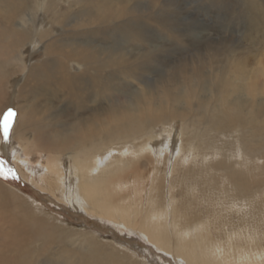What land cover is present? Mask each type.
Masks as SVG:
<instances>
[{
    "label": "bare ground",
    "instance_id": "obj_1",
    "mask_svg": "<svg viewBox=\"0 0 264 264\" xmlns=\"http://www.w3.org/2000/svg\"><path fill=\"white\" fill-rule=\"evenodd\" d=\"M156 1L159 0H153ZM49 2L0 0V44L3 45L0 48V102L5 99L7 82L16 77L18 80L20 74L21 80L25 77L18 84L19 119L13 126V150L23 175L73 210L124 235H141L157 250L171 255L174 264H264V245L256 236L247 237L250 247L235 245V237H229L227 242L213 238L208 223L189 216L182 209L176 198L178 182H174L180 177L179 169L183 165L189 167L186 163L196 161L199 156L192 139L184 141L189 126L182 131L177 146L176 133L168 122L178 117L182 122L194 120L190 100L200 97L207 87L227 99L229 108L236 114L233 118L240 117L255 96L256 82L246 81L244 76L248 58L244 59L245 54L243 58L239 57L240 53L236 54L241 47L225 40L214 46L207 33L195 36L200 32L196 28L199 32L190 35V44L204 46L205 52L196 53V58L189 61L185 57V62L181 60L182 63L173 66L165 60L164 63L170 64L168 68L159 66L162 72L144 82L145 86H137L139 90L133 96L118 98L115 94L127 89L125 83H119V77L125 82L130 78L142 82L141 71L151 69L146 59L152 55L150 43L153 41L145 38L138 25L142 21L136 19L143 16L137 4L141 2H130L133 5L129 6L119 0H64L67 8L62 5L55 11L54 7H48ZM174 3L166 0L162 6ZM75 4L77 8L73 7ZM144 6L142 11L147 8ZM44 14L53 15L49 20L60 29L58 34L52 26L47 29L41 26L39 33L35 31L36 17ZM156 18L153 14L147 17L169 27ZM193 29L190 25L183 31ZM111 30L115 42L109 37ZM102 32L108 35H103L108 40L100 38ZM178 33L174 28L167 30L170 37L185 36L183 32ZM100 39H111L114 43L107 47L108 42L105 47L107 42L103 45ZM34 42L42 44L44 57L28 68L24 53ZM12 66L16 68L11 69ZM12 77L15 78L12 80ZM242 85L251 98L237 99ZM127 90L130 92V88ZM179 102L186 105L172 107ZM203 108L198 105L199 111ZM175 110L178 114L173 113ZM219 112L224 114L222 119L227 117L226 111ZM160 123L168 127L161 133L149 132L150 127ZM66 158L71 160V166L67 167ZM147 165L149 168L144 169ZM0 166L6 165L0 161ZM19 193L0 178V264H154L148 256L142 258L139 252L132 251L133 246L128 243L121 245L78 224L60 223L38 206L35 210L27 200L30 198Z\"/></svg>",
    "mask_w": 264,
    "mask_h": 264
},
{
    "label": "rangeland",
    "instance_id": "obj_2",
    "mask_svg": "<svg viewBox=\"0 0 264 264\" xmlns=\"http://www.w3.org/2000/svg\"><path fill=\"white\" fill-rule=\"evenodd\" d=\"M63 1L64 0H60V1L50 0L49 2L50 5L48 7H51V8L54 7L53 10L55 11V9L63 5L64 3ZM119 1H122V2L126 1V3L124 2L125 5H127L130 2H132L133 4L137 3L136 1L141 2L137 4H138V8L141 7L140 9H141L143 16L139 15L140 17L138 18H142V19H138V18L136 19L139 21H142L138 23L139 29L143 31V35L145 36V38L153 41L152 43H150V45L152 44L151 46L153 47L151 50L152 55H150L146 59L147 66L149 67L150 65L151 69H147L148 71L145 70V73L144 71L138 70V72L141 71L143 74L142 82L136 81L132 78L127 79L129 83L125 82L126 80L123 78L119 77V79H117L119 83H122V84L125 83L124 88H127V89L130 88V92L129 90L126 89L122 93H116L115 95L118 98H122L126 96L127 94L133 96L134 92L139 90L138 89L139 87L145 86V83L148 82V80L151 79L153 75L156 76L159 72L161 73L164 67L168 68V66H170V64L167 65L168 62L169 63L171 62V65L172 64L174 65L175 63L180 64L187 60L189 61V60L195 59L197 55L199 54L201 55L203 52H205V50H202L205 48L204 46H196V45L193 46L192 44H190V39H189L190 35L191 34L195 35L197 32H199V31H196V28H198L200 32L197 33L195 36H198V35L202 36L207 33L206 36L209 35V37H212L211 41L213 42L211 43L213 44L215 43L214 46L217 45L219 42L227 41L230 44L241 47L237 49L238 51L236 53V54L240 53L239 57L243 58V55L245 54L246 56L244 55L245 57L244 59L248 58L246 59L247 63H245L246 67L244 68V69H247L246 70L247 74L245 71L244 76H245L246 81L252 80L256 82V86H255L256 89L254 88L255 96L247 103L246 109L243 111V113H241L240 117L233 118V115L236 116V114L234 113V110L229 108L226 102L227 99L225 100L224 98H222V95L220 93H218L217 95L214 92L212 93L211 87L209 88L207 87L204 89L203 91L204 93H202L200 97L199 96L195 97L197 100L195 98H192L190 100V104H191L190 108L194 109L192 113H195L194 116L196 117L194 120L189 118L187 121L184 122L183 120L182 122V119L178 117L177 119L176 118L173 119L174 121L171 120L170 121L171 123L170 122L168 123L170 125L169 128L173 129L174 132L176 133L175 134L173 132V134H175L177 137V146L180 144V141H181L180 137H181L182 131L185 129V127L187 128L189 126L188 128H191V129L187 128L188 136L184 137V141L186 142L187 141L186 139H192V141L194 142L193 145L195 144V146L198 148L196 151V154L199 157H196V161H192L194 163L187 162L186 164L189 167H185L186 165L185 166L183 165V168H180L182 171L179 169V171L182 174L179 172L180 174L178 175L180 176L179 179L176 178V180H174V182L176 183L178 182L177 184L175 183L177 185L176 194L178 195L176 198L180 200L182 204L181 205L182 209H185L189 216L200 218L202 221L208 223L209 228L211 230L212 237L219 241L227 242L229 237H235L236 238L235 241L237 242V244L235 242V245L250 247V244L247 238L250 235L251 237L256 236L258 240H260V242L264 245V103H263L264 101V18H263L264 10L261 11V9L264 8L263 7L264 5H262L264 3V0H262L263 3L260 2L261 0L258 2L257 0H255L256 3L254 0H215L216 3L213 0H173V1L169 0L170 4L174 3V1L175 3L177 2L176 3L177 5H175L174 3L173 4L174 6L169 5V7L167 5L162 6V3H164V1L166 0H159L156 2H153V0H132V1L131 0H119ZM249 2L250 3L252 2V3L250 4ZM132 3L128 5L131 6L133 5ZM144 5H146L147 8H144L142 11V8L145 7ZM73 7L77 8L78 6L75 4ZM184 7L186 9H184ZM63 8H67V5H63ZM177 8L179 10H177ZM253 9H254V13L253 11H251ZM147 10H149L150 13H147L149 12ZM175 10L176 12L174 13ZM192 11H193V14H192ZM179 12H182V13H179ZM143 13H147L148 15L143 14ZM152 14H153V18L157 17L156 19L167 23L169 27L165 25L161 26L160 24H157L158 22L147 19L149 15L152 17ZM50 15L44 14L43 16L36 17L34 25L36 28L35 31H37V33L40 32L39 30L41 29V26L46 29L52 26V28H54L53 29L54 32L55 33L57 32L56 34L60 32V29L58 28V26H56L55 24L53 25V23L51 24V21L49 20ZM179 16L181 17V19L179 18ZM192 18H195V19H192ZM169 19L172 20V21L170 20V23H172V25L169 23ZM193 21L195 22L196 25L192 23ZM196 21L198 24L196 23ZM185 22H187V25ZM177 24H180V25H177ZM190 25L195 29H193L191 32L183 31L185 29L187 30L190 27ZM146 26H148V28ZM109 27H110L109 28L110 30L111 26ZM179 27L180 29H178ZM204 27L206 28L204 29ZM173 28L174 30L176 29L177 33L183 32L185 35L184 36L185 38L183 37V35L180 37L178 33L175 38L171 36L172 37V40H171V37L167 35V30L173 31ZM112 30L109 32L110 33L109 37H111V39H113V37L111 36ZM163 30L165 31L162 33ZM146 32H148V35L146 34ZM101 35H102V37H100L101 39L108 40V37H106L108 36L107 34H103L102 32ZM103 35H106V36H104L103 38ZM182 37L184 38V40ZM218 38L221 40H219ZM111 39L110 41L104 40L107 43L104 42L103 40L101 41L103 42V45L106 43L104 45L105 47L108 44V42H110L107 46L109 47L111 43H112L111 44L112 46L113 43L115 42L114 39H113L114 42ZM181 39H182L183 45L181 44ZM174 40L176 41V43H178L177 44L178 46L176 45ZM34 43L28 45L29 49H27V51H25L24 53V55L27 54V63H28L27 67L28 68L33 63L41 62V59L44 57L43 47L42 48L40 47L42 46V44H37L36 42ZM33 45L35 48L33 47ZM1 47H3V45L0 44V48ZM158 47L160 49H158ZM176 49L180 50V52L177 51ZM189 50L193 53L190 52L191 53L190 54ZM198 50L199 52L202 50L201 53H199ZM164 55H166V57H164ZM169 57L170 59H168ZM185 57H187L188 59L187 58L185 59ZM153 58H156V60L154 59L155 60L154 61ZM171 58H172V61H171ZM165 60H167L166 61L167 64L166 62L164 63ZM154 64L156 65L153 66ZM74 66L77 69V66L76 65ZM157 66L158 67L162 66L161 68L163 69L160 70L161 68L160 67L158 68ZM12 67L13 68L11 69L16 68L14 66ZM154 69L156 70L154 71ZM253 70H255V72ZM151 71L152 72L154 71L153 72L154 74ZM148 74L151 77L150 76L148 77ZM20 75H18L19 77L18 80H17V77L15 76L16 79L14 81H12L11 83L7 82L6 84V89H5V92H6L5 99L6 100L3 99L0 102V130H2L4 117L7 115L9 109H12L16 112V116L13 118L14 124L19 119L18 118L19 117V110H18L19 87H18V84L21 83L25 78L24 77L21 80L22 76ZM23 75L25 76V73H23ZM15 77H12V80ZM3 80H4V76H3ZM131 82L132 84L130 85ZM137 82L141 83L142 85ZM237 96H236L237 99L251 98V95H248V90L243 85L240 87V90L237 92ZM257 99L258 101L259 100L260 101L258 102ZM192 100H193L192 102L193 104L191 103ZM180 103L181 102L173 104L172 107L174 108L175 106L179 105L178 107L182 108L186 105L184 104V102H182L181 104ZM198 105L203 106L204 107L203 110L206 112L203 113L204 111L202 109L199 111ZM192 106H195V107H192ZM220 109L226 111L225 114L227 115V117L225 119H222L224 114L219 112ZM185 111L186 110H184L183 112ZM173 113L178 114L176 110L173 111ZM186 113L188 112L186 111ZM216 114H218V117L220 118H218ZM196 119H198V121ZM194 126L196 127L195 129H194ZM165 127H168V125L167 124L163 125L162 123L153 125L152 127H150L151 131L149 132L150 133H161L163 132L164 130L163 128ZM190 130H196V131H194V133L191 131L193 133L191 134V132H189ZM203 130H204V133H203ZM0 132H1L0 133L1 135L0 136V161H2L4 164L6 162L5 165L7 167L13 168L18 177L16 179H12L11 176H9L7 179H5L3 176H0V178L4 179L9 184V186L12 189H14L16 192L18 191V193L20 192L19 194L23 195V197L25 196L24 198L26 199L30 198L27 200L28 201L30 200L31 203H33L32 205H33V208H35V210H38L40 208L41 210H44L43 212L45 213L49 212L48 214L57 218L58 222L60 223L66 222L67 224L69 223L72 225L78 224L79 227L84 228L85 230L94 232L95 234L100 235L103 238H107L108 240H115L117 243L120 242L119 244L121 245H125L128 243L127 245H129L130 247L133 246L132 251H135L136 253L139 252L142 258H144L145 256H148L150 260L153 261L154 264H157V263L158 264H168V263L174 264L175 261L173 260L171 255L160 252L151 243L146 241V239H143L141 235L139 234H133L130 236L124 235L118 230L112 227H108L106 224L98 222L97 220L90 218L89 216H87L86 214L82 212L73 210L72 207L59 201L51 193L41 190L35 183L31 182V180L28 177L23 175V173L19 169L20 167H19V164H17L16 162L15 153L13 150L14 148L13 146H15L14 144L15 138L13 137L14 130L12 129V132L10 134V139L8 142H5L3 140L2 131ZM66 161H67L66 163L67 167L71 166V160H68V158H66ZM179 167H182V166H179ZM190 167H192L191 171L187 173V169ZM2 168L3 167L0 166V170H2ZM145 168L148 169L149 165L145 166L144 169ZM183 173L184 174L187 173V174L183 175ZM186 177H188V179H186L185 181L184 178ZM43 192L45 194H43ZM136 253L135 254L131 253V254L133 255V257L136 258L137 257ZM175 264H179V263H175ZM182 264H185V263L183 262Z\"/></svg>",
    "mask_w": 264,
    "mask_h": 264
},
{
    "label": "snow or ice",
    "instance_id": "obj_3",
    "mask_svg": "<svg viewBox=\"0 0 264 264\" xmlns=\"http://www.w3.org/2000/svg\"><path fill=\"white\" fill-rule=\"evenodd\" d=\"M16 116V112L12 109L8 110L7 115L4 117V122L2 125V137L5 142H8L10 139V134L13 129L14 124V117ZM6 164V162H5ZM0 176H3L5 179H7L9 176H11L12 179L18 178L16 175V172L13 168L4 166L2 170H0Z\"/></svg>",
    "mask_w": 264,
    "mask_h": 264
}]
</instances>
